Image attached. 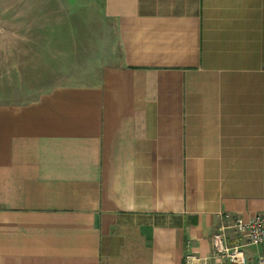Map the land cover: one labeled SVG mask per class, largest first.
Masks as SVG:
<instances>
[{
  "label": "crops",
  "instance_id": "1",
  "mask_svg": "<svg viewBox=\"0 0 264 264\" xmlns=\"http://www.w3.org/2000/svg\"><path fill=\"white\" fill-rule=\"evenodd\" d=\"M43 1L3 0L0 264H185L264 213V0Z\"/></svg>",
  "mask_w": 264,
  "mask_h": 264
},
{
  "label": "built area",
  "instance_id": "2",
  "mask_svg": "<svg viewBox=\"0 0 264 264\" xmlns=\"http://www.w3.org/2000/svg\"><path fill=\"white\" fill-rule=\"evenodd\" d=\"M219 219L211 239L210 256L192 253L189 245L185 264H264V250L258 257L247 255L250 248H264V213L250 218L223 213Z\"/></svg>",
  "mask_w": 264,
  "mask_h": 264
},
{
  "label": "rangeland",
  "instance_id": "3",
  "mask_svg": "<svg viewBox=\"0 0 264 264\" xmlns=\"http://www.w3.org/2000/svg\"><path fill=\"white\" fill-rule=\"evenodd\" d=\"M43 3H44V1H43ZM69 5H72L71 10L68 12V14L70 16H72V21L76 22L77 25L79 24L80 28H82L86 24H89V28H91L88 30L81 29V32H84V31L86 32V34H83V35L84 36H90V38H92L93 36L98 38V35H99L98 27H99V23H100V20L98 19V14L97 13H93V14L88 13V12H86L87 11L86 9L81 10V9H79V7H75L73 4H69ZM42 9H43V11H42L41 16H42L43 21L56 19L55 12L57 13V11H58L57 8L43 7ZM2 10H3V0H0V99L2 96V74H3L2 53L4 52L5 48L7 49V47H8V45H4L2 43V37L3 36H16V35H18V33L20 34L19 31H21L22 35H24L22 32L23 30H17V29L8 30V29L2 28V25H3ZM90 14L94 15L97 19L96 20L86 19ZM109 40L113 44H115V39L113 36H110ZM12 47H17V46H10V49H12ZM74 47L75 46H73V49H74ZM97 50H98V46H92V52L97 51ZM57 80H58V78H56L53 81L50 80V82L56 83ZM26 95L28 96L29 94H26ZM262 250H264V248L253 247V248H250L247 250V255H249V256L254 255V256L258 257L259 253L262 252Z\"/></svg>",
  "mask_w": 264,
  "mask_h": 264
}]
</instances>
